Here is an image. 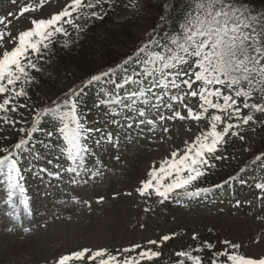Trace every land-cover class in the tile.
Masks as SVG:
<instances>
[{
	"label": "rangeland",
	"instance_id": "374dc122",
	"mask_svg": "<svg viewBox=\"0 0 264 264\" xmlns=\"http://www.w3.org/2000/svg\"><path fill=\"white\" fill-rule=\"evenodd\" d=\"M162 1L155 0L156 3ZM70 2L0 0V19L4 20V23H0V32L5 34L0 53L4 47L10 50L14 46L9 33L11 37H16L19 32L32 28L33 20L48 19ZM144 4L145 0H135L133 7L132 0H127L123 12L114 4L109 6L107 3L83 12H100L102 8L112 21L119 23L141 11ZM25 7L30 10L22 13ZM107 15L104 19L109 18ZM100 21L87 19L81 13L80 19L75 22L84 30ZM149 25L147 17L139 19L133 27L135 37L145 36ZM64 27L68 34H58L53 41L59 38L71 45L80 31L68 24ZM132 46L131 42H125L117 50L124 52ZM152 52L157 51L151 48L146 53L150 55ZM33 60L40 67V59L33 56ZM140 60L132 58L126 66L118 68L113 77H102L85 92H80L83 83L73 68L60 71L54 66L48 76H38L41 71L36 73L28 69L35 79L29 84L17 82L16 85V90L23 86L27 96L15 97L14 93L0 95V102L11 96L8 107L15 106L17 109L15 112H0V117L7 116L9 121L0 120V156L7 154L2 149L11 151L18 139L28 136L39 117L38 130L31 135L33 141L23 145L18 155V167L24 177L20 183L24 185L23 196L28 200L30 212H26L24 205L19 203L22 197L17 189L13 200L18 215L15 218L8 215L11 209L4 203L7 184L0 177V264H56L61 255L85 247L94 250L107 248L115 254L117 249L130 248L133 244L161 253L160 257L151 262L144 261L143 264H169L178 258L175 254L186 243L207 233L213 235L219 249L226 247L222 241L227 240L241 245L238 250L241 254L256 258L264 256V189L256 186L264 184V159L254 169L234 180L229 188L218 189L235 166H243L249 158L255 157L264 141V123H261L264 113L254 115L256 123L249 122L248 125H241V129H233L240 131L244 139L229 134L227 143L219 146L217 153L223 159H212L211 163L215 166H205V175L187 189H177L163 202L154 192L142 196L137 189L149 179V172L154 167L158 169L163 160L171 159L172 152L182 155L187 144L210 130L211 115L223 114L209 109L201 120L168 119L172 116V110L161 104L159 112L149 107L146 113V119L154 120L155 124L145 123L139 127L136 125L145 117L137 116L135 111L116 106V112L120 114L114 116L112 106L99 105V100L107 98L105 93L114 89L113 81L122 83L125 76L134 71L140 72ZM181 87L184 88L183 85ZM132 88L136 86L125 85L120 94ZM72 91L76 93L75 98L69 97L68 100L70 103L77 101L78 114L85 128L101 129V132L87 134L89 138L83 141L86 151L76 155L75 161L62 152L66 141L59 132L61 125L58 119V114L69 110V105L63 104L60 98L66 93L72 94ZM153 91L161 94L159 88ZM165 91L168 94L162 96L163 101L172 103L175 110L186 116L184 105L180 101L170 100L176 89ZM180 94L183 95V92ZM59 101L50 116L44 118L42 110L47 109L50 103ZM254 102L264 103V100L254 97L250 103ZM150 103H157L154 96L150 97ZM185 103L194 113L203 111L199 97H188ZM21 104L26 107H20ZM137 107L145 106L138 103ZM243 112L249 113L247 109ZM160 115L165 119L160 120ZM125 117L131 119L126 120ZM113 120L119 123H113ZM129 123L133 125L131 128L128 127ZM20 128L25 131L20 132ZM164 128L168 131L165 132ZM220 128L222 125H218V130ZM48 132L53 135L48 136ZM107 133L112 134V142L102 139ZM69 167H75L76 172L66 171ZM205 180L212 181L215 186L199 195H187V192H195ZM164 235L171 239L161 241ZM149 240L159 243L149 245ZM140 250L130 255L135 256Z\"/></svg>",
	"mask_w": 264,
	"mask_h": 264
},
{
	"label": "snow or ice",
	"instance_id": "6c2138e0",
	"mask_svg": "<svg viewBox=\"0 0 264 264\" xmlns=\"http://www.w3.org/2000/svg\"><path fill=\"white\" fill-rule=\"evenodd\" d=\"M105 3L111 6L115 0H71L69 5L50 18L33 20V27L19 32L16 37H11L9 33V39L14 42V46L10 50L4 47L0 53V95L14 93L15 97L27 96L25 88L21 86L19 90H16V85L17 82H21L22 85L29 84L35 79L28 69L41 71L34 62L33 56L37 60L41 59L50 48L53 37L58 34L66 36L68 33L64 27L65 24L81 31V26L75 22L80 19L81 13L87 19H104L107 12L102 8L100 12L95 10L83 12V10L96 9ZM132 6H135V0H132ZM29 10L25 7L22 13ZM0 23H4V20L0 19ZM4 41L5 34L0 32V44ZM151 42L160 46L159 41ZM160 47L161 51L152 52L148 59L143 61L144 67L140 72L134 71L131 75L125 76L122 83L113 81L114 89L105 93L107 98L99 100V105L112 106L111 111L114 116L120 114L116 112V106L135 111L137 116L145 117L139 121L137 127L145 123L154 125V120L146 119V113L149 107L159 112L161 104L172 110V116L168 119L201 120L209 109L223 114H212L209 121L210 130L196 136L191 144H187L182 155L172 152L171 159L163 160L158 169L154 167L149 172V179L143 181L142 186L137 189L142 196L151 195L154 192L162 198L161 202H163L169 198L170 193L177 189H187L193 182L204 176L205 166H215L211 163L212 159H223L217 153L219 146L227 143L226 137L229 134L241 140L244 139L240 131L233 129H241V125H248L249 122L256 123L253 113H264V103H250L254 97L264 100V12L257 13L247 8L245 0H193L179 33L170 37L169 41ZM146 50L148 45L140 49L141 52ZM112 71L108 69V72L93 75L87 84L99 81L101 77L107 76ZM149 77L151 79H148ZM128 84L135 85L136 88L126 89L121 95L120 90ZM156 88L161 89V94L153 91ZM169 88L176 89V93L170 96V100L180 101L187 109L186 116L175 110L172 103L163 101L162 96L168 94L165 90ZM181 92L183 95L180 94ZM72 95H76L75 91H72ZM153 96L157 100L155 104L150 103V97ZM188 97H199L200 108L203 111L194 113L193 109L185 103ZM11 99L12 97L8 96L0 102V112L17 110L15 106L8 107ZM64 103L69 105V110L58 114L61 125L59 132L66 141V147L62 149V152H66L68 158L75 161L76 155L86 151L83 141L89 138L87 134L101 132V129L85 128L78 114L77 101L70 103L66 99ZM138 103L145 107H137ZM20 107H26V105L21 104ZM245 109L251 111L244 114ZM49 111L51 110L43 109L42 113L47 115ZM125 119L131 118L125 117ZM159 119L164 120L165 117L160 115ZM0 120L9 122L7 116L0 117ZM38 123L39 117L27 133L29 137L38 130ZM113 123H119V121L113 120ZM218 125H222L220 130ZM132 126V123L128 124L129 128ZM19 131L25 130L20 128ZM164 131L168 129L164 128ZM47 135L52 136L53 133L48 132ZM102 139L112 142L113 137L111 133H107L102 136ZM28 143V140L21 138L14 148L21 149ZM2 151L7 153L0 156V177H3L8 189L4 203L11 209L8 215L15 218L18 213L13 197L17 195V189L22 197L19 203L24 205L26 212H30L28 200L23 196L24 185L20 183L24 177L21 174V168L18 167L19 160L8 148ZM66 171L76 172V168L69 167ZM256 186L264 189V184ZM207 191L208 189H197L195 192H187V195H199ZM170 239L168 235L161 237V241ZM147 243L157 245L159 242L149 240ZM222 243L227 247L223 251L213 252V255L224 259L219 262L213 260L212 264H264V256L259 258L246 256L238 251L241 245L227 240ZM206 247L212 249L214 246L206 243ZM229 248L232 250L229 251ZM137 249L141 250L135 256L130 255ZM200 250L202 249H197V251ZM175 255L180 258L176 264H186V262L203 264L202 258L193 255L191 251H179ZM160 256L159 251L142 248L140 244L117 249L115 254L107 248L94 250L85 247L61 255L56 264H143L144 261L151 262Z\"/></svg>",
	"mask_w": 264,
	"mask_h": 264
},
{
	"label": "trees",
	"instance_id": "16d2710c",
	"mask_svg": "<svg viewBox=\"0 0 264 264\" xmlns=\"http://www.w3.org/2000/svg\"><path fill=\"white\" fill-rule=\"evenodd\" d=\"M126 2L127 0H115L114 6L120 12H123ZM192 3L193 0H163L161 3H156L155 0H145L141 11L119 23L112 21L109 15H107L109 18L102 19L99 23L95 22L94 25L80 31L71 45L65 44L59 38L55 39L45 55L40 59V74L36 73H38V76H48L50 69L54 66L60 71L73 68L78 72V79L83 83L81 90H86L89 86H93L98 82L94 81L92 84H87V81L93 75H100L102 72H108V69H112L113 71L107 75L108 77H112L117 68L125 66L134 57L141 59L140 61L142 62L138 65V70L141 71L144 67L143 61L148 59L149 54H141L140 49L148 45L146 52L151 48L161 51L160 46L167 43L170 37L179 33L185 15L192 6ZM245 6L257 13L264 12V0H245ZM146 17L150 20L149 31L145 36L136 38L133 34V27L139 19ZM151 41H159L160 46ZM125 42H131L133 46L131 48L128 47L124 52H119L117 47ZM140 54L141 56L138 58ZM130 57L131 59H129ZM69 97H74V95L66 93L60 100L63 103ZM60 102L50 103L47 109L52 110ZM247 110L248 112L251 111L250 109ZM256 114L253 113V115ZM42 115L44 114L42 113ZM23 139L32 140L29 136H25ZM17 150L14 147L11 150L15 158ZM255 154V157L249 158L243 166H235L232 173L221 182L219 188L224 190L231 181L251 171L254 165L264 158V141H262L260 148H258ZM210 186L215 185L212 181L205 180L204 184L199 185L198 188L206 189ZM204 235L186 243L181 251H191L193 255L200 256L203 264H212L213 260H217L218 262L223 260V257L214 256L213 252L223 251L227 246L219 249V243L215 244L216 240L212 234L207 233ZM206 243L212 244L214 247L209 249L206 247ZM197 249L202 250L197 251ZM231 250L229 248V251ZM178 259L180 258L171 260L169 264H176ZM186 264H191V262H186Z\"/></svg>",
	"mask_w": 264,
	"mask_h": 264
}]
</instances>
